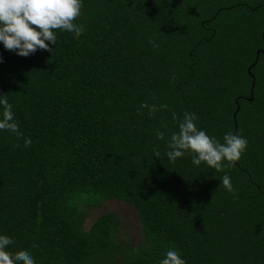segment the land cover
<instances>
[{"label":"trees","instance_id":"obj_1","mask_svg":"<svg viewBox=\"0 0 264 264\" xmlns=\"http://www.w3.org/2000/svg\"><path fill=\"white\" fill-rule=\"evenodd\" d=\"M82 4L84 33L54 30L52 51L22 57L0 42V96L23 133L0 130L7 250H26L35 264H160L169 250L186 264H264L263 54L246 100L248 69L264 50V0ZM144 103L168 107L150 115ZM185 112L221 143L228 132L248 140L234 167H197L191 155L168 161ZM113 200L136 209L142 245L119 241L114 213L85 230L87 211Z\"/></svg>","mask_w":264,"mask_h":264},{"label":"clouds","instance_id":"obj_2","mask_svg":"<svg viewBox=\"0 0 264 264\" xmlns=\"http://www.w3.org/2000/svg\"><path fill=\"white\" fill-rule=\"evenodd\" d=\"M82 8V0H0V42L5 49L15 51L22 57H28L37 49L52 51L47 42L57 44L54 30L73 33L76 38L84 33L85 27L79 23ZM150 42L154 47H158L154 39ZM0 105L3 107L0 130L15 134L17 139L22 138L23 133L16 122L13 105L9 103L6 95L0 96ZM141 107L147 108L152 115L159 108L167 109L168 106L164 104L158 108L156 105L144 103ZM173 116L175 118V113ZM197 119L195 113L183 114V120L178 125L179 131L173 132L168 141L170 150L165 153L168 161L175 163L178 158L191 155L192 164L197 167L202 162L217 171L234 167L235 162L246 152L248 140L242 135L228 132L221 143L206 131L199 129ZM156 136L158 140L165 139V133L162 131H157ZM31 143V138L25 139L24 147H29ZM15 146L19 147V144ZM153 152L157 158L160 157L158 148L154 147ZM220 181L228 192L235 193L229 175H223ZM13 242L11 237L0 235V264H35L34 258L26 250L15 254L8 251V246ZM37 246L33 244V247ZM160 264H186V261L178 251L169 250Z\"/></svg>","mask_w":264,"mask_h":264},{"label":"rangeland","instance_id":"obj_3","mask_svg":"<svg viewBox=\"0 0 264 264\" xmlns=\"http://www.w3.org/2000/svg\"><path fill=\"white\" fill-rule=\"evenodd\" d=\"M107 212L114 213L120 218L118 239L127 247L135 248L144 243L142 228L134 206L118 200L108 201L102 208L90 209L84 223L86 231H89L95 221Z\"/></svg>","mask_w":264,"mask_h":264},{"label":"water","instance_id":"obj_4","mask_svg":"<svg viewBox=\"0 0 264 264\" xmlns=\"http://www.w3.org/2000/svg\"><path fill=\"white\" fill-rule=\"evenodd\" d=\"M263 39H264V33H263ZM263 54L264 55V50L263 49H259L257 51V57H256V62L250 66V68L248 69V72L250 74V76L253 78V84L251 87V97L250 98H246V100L252 102L254 100V89H255V85H256V81H255V76L251 73L252 68L258 63L259 59H260V55ZM237 110L234 113V120H235V124H236V129H237V115L240 111L241 106L239 105V102L237 100Z\"/></svg>","mask_w":264,"mask_h":264},{"label":"flooded vegetation","instance_id":"obj_5","mask_svg":"<svg viewBox=\"0 0 264 264\" xmlns=\"http://www.w3.org/2000/svg\"><path fill=\"white\" fill-rule=\"evenodd\" d=\"M213 22V19H207V20H205L204 21V23L206 24V25H210L211 26V23ZM209 27V26H208ZM208 30L210 31V30H213V28L212 27H209L208 28ZM260 49H263V48H260Z\"/></svg>","mask_w":264,"mask_h":264}]
</instances>
